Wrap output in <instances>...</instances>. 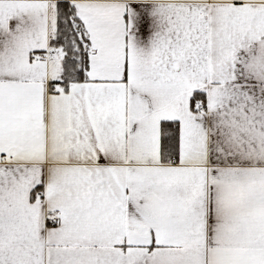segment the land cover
I'll use <instances>...</instances> for the list:
<instances>
[{
	"label": "crops",
	"instance_id": "crops-1",
	"mask_svg": "<svg viewBox=\"0 0 264 264\" xmlns=\"http://www.w3.org/2000/svg\"><path fill=\"white\" fill-rule=\"evenodd\" d=\"M56 1L92 51L67 90ZM0 264H264V0H0Z\"/></svg>",
	"mask_w": 264,
	"mask_h": 264
},
{
	"label": "trees",
	"instance_id": "trees-1",
	"mask_svg": "<svg viewBox=\"0 0 264 264\" xmlns=\"http://www.w3.org/2000/svg\"><path fill=\"white\" fill-rule=\"evenodd\" d=\"M54 27L49 37V49L60 54V75L56 81L49 82V89L67 90L74 83L87 80L88 58L91 54L88 35L77 18L73 6L68 2H53L51 10ZM191 105L196 108L204 103V95L193 93ZM178 142V125L174 121L160 124L161 155L174 159Z\"/></svg>",
	"mask_w": 264,
	"mask_h": 264
},
{
	"label": "built area",
	"instance_id": "built-area-1",
	"mask_svg": "<svg viewBox=\"0 0 264 264\" xmlns=\"http://www.w3.org/2000/svg\"><path fill=\"white\" fill-rule=\"evenodd\" d=\"M54 51L51 50V49H47L46 51L44 52H41L39 54H37V59H40V60H46L48 59V57L50 56H53L54 55ZM203 109V107L201 108V110ZM42 194H39V196H41ZM48 222L51 224V225H55L57 222H58V218L55 217V216H48Z\"/></svg>",
	"mask_w": 264,
	"mask_h": 264
},
{
	"label": "rangeland",
	"instance_id": "rangeland-1",
	"mask_svg": "<svg viewBox=\"0 0 264 264\" xmlns=\"http://www.w3.org/2000/svg\"><path fill=\"white\" fill-rule=\"evenodd\" d=\"M53 57L55 58V59H60V54L59 53H54V55H53Z\"/></svg>",
	"mask_w": 264,
	"mask_h": 264
}]
</instances>
